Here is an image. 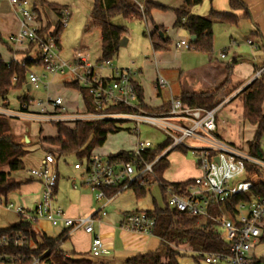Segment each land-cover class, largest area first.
<instances>
[{
  "label": "built area",
  "instance_id": "obj_1",
  "mask_svg": "<svg viewBox=\"0 0 264 264\" xmlns=\"http://www.w3.org/2000/svg\"><path fill=\"white\" fill-rule=\"evenodd\" d=\"M0 1L7 2L20 21L18 32L6 40L7 45L13 49L12 58L6 60L8 66L14 63L26 68V84H30L31 89H48L49 75L69 72L80 87L81 84L85 86L81 88L84 89L90 104L84 111L69 112L63 98L59 96L47 100L26 101L21 110L0 105V115L8 116L10 120L29 117L34 120L48 119L65 123L79 120L132 122L130 130L137 137L134 149L128 152V159L124 155L105 156L93 152L89 159L80 160L74 165L75 169L81 171V186L95 192L96 200L100 203L96 212L78 217H70L64 208L57 204V159L54 153L45 152L43 161L28 170V174L42 185L41 199L36 204L34 214L27 216L28 218L32 221L45 219L53 226L69 230L67 233L78 229L93 233L95 224L107 215L105 208L112 200L133 184H144L155 179V165L160 159L167 157L177 148H183L187 153H192L198 175L190 178L179 191L167 187V203L179 211L200 217L204 222L211 220L210 226L218 227L222 238L228 244L226 250L194 251L196 262L264 264V256L257 251L259 246L264 245V196L240 201L232 206L233 209L226 206L231 204L232 198L251 190L255 184H264V158L251 154L249 143H236L220 131L217 113L228 100H221L211 109L191 108L171 93L166 110L146 109L139 98L137 88L139 68L114 66L112 60L93 64L86 53L77 54L72 62L60 57L59 28L67 24L71 16L69 10H63L52 26L44 30L45 27L39 20L38 0ZM134 1L143 8L138 0ZM190 40H175L174 46L176 49H191ZM249 43L253 42L249 40ZM225 56L226 51L221 54L222 58ZM38 69L41 70L40 74ZM99 70H106L108 73L101 74ZM16 80L14 76L12 82L15 83ZM156 88L170 89L168 80L161 74L156 79ZM80 91L84 98L83 91ZM32 103L42 108L39 115L27 111ZM45 106H52L55 110L48 113L43 108ZM113 106H124L130 110H109ZM142 125L159 128L166 136V140L161 144L168 141L162 152L151 161L146 155L155 146L150 140L141 139ZM261 147L264 150L262 140ZM73 185L74 188H79L76 183ZM112 190L116 191L110 194ZM7 207L21 215L26 214L23 207L15 206L12 202H8ZM230 210L234 212L233 217ZM154 226V218L150 217L147 211L139 210L127 213L121 221L120 229L127 233L151 236L154 235ZM11 245L31 247L33 241L19 232L0 235V264L16 258L14 254L3 250ZM90 253L92 258H98L110 254V249L97 235L92 240ZM32 264L46 263L37 257Z\"/></svg>",
  "mask_w": 264,
  "mask_h": 264
},
{
  "label": "trees",
  "instance_id": "obj_2",
  "mask_svg": "<svg viewBox=\"0 0 264 264\" xmlns=\"http://www.w3.org/2000/svg\"><path fill=\"white\" fill-rule=\"evenodd\" d=\"M140 4L134 0H94L92 8V26H97L101 30V52L103 60L114 59L119 52V42L127 33L123 26H118L112 22V18L117 15H122L127 19H144L148 21L151 18V11L154 8L165 9L164 6L153 3L150 0H138ZM203 0H184L183 4L175 9L176 20L174 27L183 28L191 35H195V40H190L191 49L202 51L209 54L213 50V25L215 21L223 23L238 24L240 17L232 14L229 11L218 12L211 10L209 16H201L192 12V9L202 4ZM40 17L45 8H51L58 15H62V11L67 7L46 0H38ZM229 4L233 9L244 10V17L250 16L245 3L241 0H229ZM42 8V9H41ZM43 18H39L42 20ZM44 30H47L46 24H43ZM64 27L59 28L61 33ZM161 33L164 35L162 36ZM149 35L152 47L155 51L167 50L171 44V39L167 37L166 29L163 26L154 24V29ZM233 73L232 65L227 66L226 78L213 89L206 90H182L178 96L182 103L187 107H203L211 109L219 102L217 95L230 81ZM16 76L15 83L12 78ZM26 68L11 63L10 66L0 56V99L5 97L12 89H21L26 86ZM72 87H76L85 93L79 84L75 81L68 83ZM139 98L146 109L155 111L166 110L169 103L159 108L149 107L144 102L143 89L137 84ZM243 98V117L252 125H256V131L253 139L249 141L250 153L264 158V150L261 147V140L264 136V80L260 77L252 80L244 89ZM86 104L90 107L89 101L84 94ZM24 103L26 98L20 97ZM109 110L128 111L130 108L124 106H113ZM113 120H79L74 123H65L61 121L54 122L57 128V133L54 136H46L42 141L56 147L53 151L58 158L69 154H76L81 160L89 159L94 150L102 147L108 138V135L121 130L120 126ZM43 129H40V133ZM168 141L164 144L153 147L146 155L148 160H153L162 152ZM186 153L183 148H177ZM29 153L24 142L18 138L11 129V120L8 116L0 115V167L6 166L8 171L0 170V196L7 198L9 194L18 190L23 182L12 177V172L19 171L24 168V158ZM124 155L129 158L128 152L121 151L115 155ZM170 167V161L167 157H163L155 165V180L159 182L163 194L166 196V188L173 187L175 191L185 187L188 180L180 182H171L164 178V172ZM151 181H146L144 184H133L130 189L133 190L137 199L146 196ZM116 190L110 191V194ZM258 196H264V184H255L249 191L243 192L231 200V204L226 205L229 209H233L234 205L240 201H248ZM165 206H159L154 202V208L147 211L148 215L155 220L153 229L154 235L160 238V246L155 251L139 253L128 258L125 264H180L178 261L179 252L175 249L182 245H188L194 251H218L226 250L228 244L221 236V233L216 226H210L212 221L204 222L203 219L197 216L189 215L179 211L175 207H171L167 203ZM232 217L233 210H230ZM206 223V224H205ZM208 223V224H207ZM19 232L28 236L33 241V245L27 247H13L12 245L3 250L14 254L15 259L4 264H32L34 258L40 257L41 261L46 264H94L92 259H76L67 256L63 250L59 248L61 239L65 236L49 237L46 234H41L33 229V221L22 218L18 222L7 228H0V235L14 234ZM41 238V240L39 239Z\"/></svg>",
  "mask_w": 264,
  "mask_h": 264
},
{
  "label": "rangeland",
  "instance_id": "obj_3",
  "mask_svg": "<svg viewBox=\"0 0 264 264\" xmlns=\"http://www.w3.org/2000/svg\"><path fill=\"white\" fill-rule=\"evenodd\" d=\"M46 1L59 5H66L71 8V16L67 24L64 26L60 36L62 45V49H60L59 52L60 57L63 60L70 62L77 54L86 53L93 64H100L102 58L101 30L97 26H92L91 12L94 5V0ZM5 4L9 6L7 2L0 1V13L5 10H3V5ZM42 8L41 9L44 11V13H42L41 17L43 19L41 21L50 28L52 26L51 18L48 14H46V8L43 5ZM261 15L264 18V8L261 10ZM112 22L118 26H123L127 30V34L131 36V42L127 46H123L119 49L118 55L112 59V64L118 67L133 66L136 68H142L143 73L141 74V77L144 78L150 90L154 92V77L157 73V70L155 66L152 67L147 62L146 58H153L154 53L149 36L145 34V32L148 33L150 31V26L153 25L151 23L148 24L149 21L146 23L144 19H127L122 15L113 17ZM218 26L219 25L215 27L216 39L214 42L213 52L210 56L209 54L195 49H176L174 42L176 40L177 32L174 31V29L173 31L170 30V33L168 29V33L171 35V39L175 40L168 46L167 50H158L157 56L160 60L159 57L162 56L163 53L170 52L169 59L166 57L168 61H160L162 62L160 64V68L165 70L164 72L167 73V77L172 84L173 91L176 93L178 91L177 78L179 75H182L183 80H185L188 72L198 66L207 64L209 62V58H211L212 62H222L221 64L224 66V64L230 63L233 57L237 56V63L234 66V71L230 77L229 83L227 86L221 89L217 95L218 102L224 99L228 100V103L222 105L218 111L217 117L220 131L221 128L222 132L225 130V133H223L225 134V137L227 136L228 139H232L236 143L238 142L240 144L246 145L248 141L253 139L256 131V125L250 124L243 117V89L246 87V84L249 81L256 77H260V75H258L259 72L264 71V48L260 45L261 42L259 37L255 34V32H252L256 29L253 28V21L249 18L242 19L237 25H221L225 27ZM230 35L233 36V39L235 40L234 42H232ZM249 40H251L254 44L249 43ZM225 47H229L226 49L227 56L225 59H221L220 53L222 51L220 50H223ZM11 52L13 56V49ZM257 68L259 69L258 71H256ZM37 72L40 74L41 70L38 69ZM99 73L105 74L108 72L106 70H99ZM261 78L264 79V76ZM73 79V75L69 72H66L65 74L49 75L47 80L49 81L48 89L34 88L31 91H28L25 88L12 89L8 95L11 108H16L18 106V97L21 94L28 93L35 101L38 99L62 96L67 102H70V112L81 111L77 108V103L80 101V96H78L80 91L67 84L72 82ZM81 87L85 86L81 84ZM169 92V90H165L163 92L164 97L168 98L170 95ZM80 99H82V97ZM262 107L264 112V103ZM20 124H22L21 127H23V129H26L24 131H27V133L33 137L34 141L36 140L37 135H39L41 127L44 129V135H55L57 133L56 126L49 123L48 121L26 120L21 122L16 119H11V129L15 135L20 132ZM116 124L120 126L121 130L109 134L102 149L104 151L111 152V155H115L120 151H132L137 141V137L130 130L133 126L132 122ZM17 137L20 138L19 136ZM140 137L141 139L150 140L154 146H158L166 140L165 134L159 128L149 125L141 126ZM20 139L26 145L25 141L22 138ZM262 141L264 145V136ZM39 148H42V150L46 152L51 150L54 151L56 149V147H53L52 145L41 140V146L38 147V150L29 152L26 155L24 160V168L19 171L12 172L11 175L14 179L27 180L30 178L28 170L38 166L42 159V151ZM167 158L170 160V167L164 172V178L166 180L174 182L187 177L193 178L198 175V170L195 167L192 153L174 150L167 156ZM80 160L81 159H79L74 153L58 158V171L61 176L58 194L59 201L63 204H66L74 200L76 196H80V192H91L92 197L94 198L93 209L96 211L100 207V203L96 200L95 192L91 191L88 187L81 186V171L76 170L74 167L75 163L79 162ZM2 168L4 167H0V169ZM73 179H75V181H73ZM74 183L79 186L78 189H74ZM12 194L22 197L20 190H16ZM120 194H122V198L126 197L136 200L134 192L130 188L124 190ZM168 196V194H166V196L163 194L159 182L153 179L151 180V185L148 188L146 196L140 199L141 202L136 206V208H153L154 202H156L159 206H165V197L167 199ZM38 198V193L31 192L29 194V205H31V208L33 206V202H36ZM33 223L42 230H44V228H48L49 226L56 228V226H53L49 221L44 219L34 220ZM39 239L41 240V238ZM174 247L180 254L178 257L180 264H199L195 260L194 250H192L188 245L181 244L178 247L174 245ZM62 248L64 251L70 252V243L65 242ZM257 251L259 254L264 256V245L259 246ZM99 259L100 258H96V262Z\"/></svg>",
  "mask_w": 264,
  "mask_h": 264
},
{
  "label": "crops",
  "instance_id": "obj_4",
  "mask_svg": "<svg viewBox=\"0 0 264 264\" xmlns=\"http://www.w3.org/2000/svg\"><path fill=\"white\" fill-rule=\"evenodd\" d=\"M155 4H158L160 6H164L165 9H160V8H154L151 11V18H148V22L151 23L153 26H150V31H153L154 29V24L157 26H163L166 29V36L171 39L170 30L176 31L177 36L176 40L178 39H190L191 34L186 31L183 28H176L174 27V23L176 20V14H175V9L179 8L184 0H150ZM243 3H245L247 9L250 12V16L244 17V10L242 9H233L231 8L229 4V0H203L202 4L195 6L192 9V12L201 16H209L210 11L213 9L218 12H224V11H229L232 14L240 17V21L244 18H249L253 21V28L256 29L255 34L259 37L261 46L264 48V18L261 15V10L264 8V0H241ZM5 2V1H2ZM3 12L0 13V56L6 61L12 58V48L7 45L6 40L7 38L18 32L19 27H20V21L18 16L14 13L12 8L5 4L3 5ZM66 6V5H65ZM65 9L69 10L71 13V8L67 6ZM64 9V10H65ZM46 14H48L51 18V23L53 24L54 21L57 20L58 14L52 10L51 8H46ZM52 14V15H50ZM238 22V24L240 23ZM225 27L221 25H237V24H231V23H223V22H218L215 21L213 25L214 29V41H213V47H214V42H215V27ZM169 29V33H168ZM128 37V42L127 45L131 42V36L129 34H125ZM149 36V35H148ZM230 38H232V42L235 40L233 39V36L230 35ZM150 39V37H149ZM175 40V39H174ZM171 39V44L174 41ZM151 43V40H150ZM60 45H61V40H60ZM126 45V46H127ZM152 46V43H151ZM121 48V47H120ZM153 48V47H152ZM229 48V47H228ZM228 48H223L220 51L224 52L226 51V56H227V50ZM62 49V45H61ZM185 49V48H182ZM190 50V49H189ZM213 52V50H212ZM209 53V56L212 54ZM220 53V58L225 59L221 57ZM154 57L153 58H146L148 64H150L152 67L155 66L157 73L155 74L154 77V92L150 90L148 85L146 84L144 78L141 77V74L143 73L142 68H139L140 74L137 76V81L141 85L143 89V97H144V102L152 108H159L162 107L165 104L169 103V99L171 96V93L175 96L178 97L180 92L182 90H206V89H213L214 87L220 85V83L226 78L227 75V66L230 64L232 65L233 71H234V66L237 63V56L233 57V59L230 61V63L224 64V66L221 64L222 62L216 61L212 62L211 58H209V62L207 64H203L201 66H198L194 69H192L190 72H188V75L186 76V79L183 80L182 75L178 77L177 75V80H178V91L177 93L173 91L172 84L170 83L167 73H165L163 69L160 68V64L162 62L160 61H168L166 57L169 59L170 52L163 53L162 56H160V60L158 59L157 56V51L153 49ZM162 57V58H161ZM74 59V58H73ZM164 59V60H163ZM91 61V60H90ZM72 62V61H70ZM166 63V62H164ZM147 65V64H146ZM163 70V71H161ZM259 69L257 68L256 71ZM178 71V70H177ZM180 72V71H179ZM66 73V72H65ZM61 73V74H65ZM182 73V72H180ZM161 74L163 75L169 82L170 84V89H162L159 90L156 88V79L158 75ZM184 74V73H183ZM261 77L264 76V71L260 74ZM253 79V78H251ZM264 80V79H263ZM74 81V80H73ZM68 84V83H67ZM28 84H26L25 88L28 91H31L33 89H28ZM148 87V88H147ZM74 89H78L76 87H73ZM22 89V88H21ZM232 89V88H229ZM79 90V89H78ZM165 90H169L170 95L169 97H164L163 92ZM11 91V90H10ZM9 91V93H10ZM80 91V90H79ZM148 91V92H147ZM9 93L0 99V105H3L5 107H8L13 110H21L22 109V100H20V97H24L27 99V101H33V99L30 97L28 93H23L18 97V106L16 108H11V103L9 100ZM78 94L79 97V103H77V108L78 110L84 111L87 108V104L82 96L81 91ZM149 93V94H148ZM59 97L55 96L54 98ZM62 97V96H60ZM82 97V99H80ZM64 100V105L69 110L70 102H67L64 97H62ZM43 99V100H47ZM26 102V101H25ZM76 102V101H75ZM264 103V102H263ZM46 112L52 113L55 109L52 106H45L43 107ZM41 107L37 106L32 103L31 107L27 110L29 113H34L35 115H39L41 113ZM70 112V111H69ZM36 117V116H35ZM44 118V117H43ZM19 121H26V120H34L29 117L25 118H14ZM48 121L49 123L54 125V121H50L48 119H35L34 121ZM23 124V123H22ZM22 124H20V132L16 134V136H19L22 138L25 143H26V149L29 152H32L34 150H38V147L41 146V140L43 137L46 136H54V135H44L43 132L37 135L36 140H33V137H31L30 134L27 133V131H24L26 129H23ZM42 128V127H41ZM40 128V129H41ZM43 129V128H42ZM44 131V129H43ZM221 133H225V130L222 132L221 128ZM225 136V134H223ZM227 137V136H226ZM232 140V139H231ZM234 141V140H233ZM238 143V142H237ZM104 146V145H103ZM102 147H98L94 150V152L102 154V155H111V152H107L102 150ZM42 151V159L40 163L43 161L44 155L46 151H43L42 148H39ZM121 152V151H120ZM57 159V171H58V157L55 155ZM169 159V158H168ZM25 160V158H24ZM170 161V160H169ZM39 163V164H40ZM77 163V162H76ZM75 163V164H76ZM196 167V165H195ZM197 169V168H196ZM4 171H8V168L4 166V168L0 169ZM77 170V169H76ZM80 171V170H78ZM192 177H187L184 179H180L178 181L174 182H180L184 181L187 179H190ZM60 173L58 171V183L56 186V193H57V204L61 205L64 210L66 211L67 215L70 217H78L81 215H87L96 212L93 207H94V198L92 197L91 192H80V196H76L74 200H72L69 203L63 204L62 202L59 201V183H60ZM18 181L23 182L21 187L18 189L20 190V194L22 197H18L16 194H9L7 198L1 197L0 196V228H7L11 226L12 224L18 222L20 219L25 218L29 219L27 216L33 215L34 214V209L36 207V204L40 201L41 199V194H42V185L39 181L35 180L30 176L29 179L21 180V179H16ZM75 181V179H73ZM78 189V188H74ZM31 192H35L39 194L38 200L36 202H33V206L31 208V205H29V194ZM122 194L118 195L114 200H112L108 206L105 208L107 215L102 218V220L95 224V230L93 233H87L83 229H78V230H71L69 233H67L69 230H64L61 227H48L44 228V230L40 229L39 227L36 226V224L33 223V229L34 231L41 233V234H46L49 237H58L61 235L65 236L61 239L59 248L63 250L62 246L65 244V242H69L71 246L70 252L64 251L63 252L72 258L76 259H92L94 264H125V261L133 257L139 253H144V252H149V251H155L159 248L160 246V238L157 237L156 235H151V236H142V235H136L132 233H127L124 230L120 229V224L124 216L133 211H149L152 210L153 208H142L139 209V207L136 208L137 205L141 202L140 199H132V198H122ZM12 202L15 206H20L23 207L26 211L25 215H21L18 212H16L14 209L8 208L7 203ZM110 208V209H109ZM45 220V219H44ZM47 221V220H46ZM100 236L105 244L106 247L110 249V254H106L103 256H100V258L96 262V258L91 257L90 253V247L92 240L95 236Z\"/></svg>",
  "mask_w": 264,
  "mask_h": 264
},
{
  "label": "water",
  "instance_id": "obj_5",
  "mask_svg": "<svg viewBox=\"0 0 264 264\" xmlns=\"http://www.w3.org/2000/svg\"><path fill=\"white\" fill-rule=\"evenodd\" d=\"M161 35L163 36L164 34L161 33ZM196 36L195 35H191V40H195ZM127 42H128V37L126 35H124L120 42H119V47H123V46H126L127 45ZM28 89H30V84H28ZM242 179H244V176L241 177Z\"/></svg>",
  "mask_w": 264,
  "mask_h": 264
}]
</instances>
